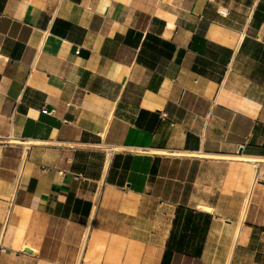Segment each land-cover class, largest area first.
Instances as JSON below:
<instances>
[{
    "label": "crops",
    "instance_id": "crops-1",
    "mask_svg": "<svg viewBox=\"0 0 264 264\" xmlns=\"http://www.w3.org/2000/svg\"><path fill=\"white\" fill-rule=\"evenodd\" d=\"M240 153L264 0H0V264H264Z\"/></svg>",
    "mask_w": 264,
    "mask_h": 264
},
{
    "label": "bare ground",
    "instance_id": "bare-ground-1",
    "mask_svg": "<svg viewBox=\"0 0 264 264\" xmlns=\"http://www.w3.org/2000/svg\"><path fill=\"white\" fill-rule=\"evenodd\" d=\"M172 154V153H171ZM175 155H181V154H183V153H180V152H177V153H174ZM187 154L188 155H191V156H194V155H197L196 153H189V152H187ZM200 154V153H199ZM173 155V154H172ZM186 155V154H185ZM187 155V156H188ZM201 155V154H200ZM238 157H240V158H238ZM238 157H236V158H238V159H243V160H247V161H252V162H255V163H259L260 161L262 162V161H264V159L263 160H260V159H258V158H256V157H253V156H247V155H243V154H239V156ZM227 158V157H226ZM257 170V169H256ZM257 176H258V172L257 171H255V173L253 174V180H252V182H251V188L249 189V191H248V195H247V199H246V202H245V210H246V208H247V205H248V201H249V198H250V194H251V191H252V187H253V185H254V182L256 181V179H257ZM244 210V211H245ZM244 213V212H243ZM242 216V215H241ZM244 217V216H243Z\"/></svg>",
    "mask_w": 264,
    "mask_h": 264
},
{
    "label": "rangeland",
    "instance_id": "rangeland-1",
    "mask_svg": "<svg viewBox=\"0 0 264 264\" xmlns=\"http://www.w3.org/2000/svg\"><path fill=\"white\" fill-rule=\"evenodd\" d=\"M252 162V161H251ZM261 162V161H260ZM259 162V163H260ZM255 163V162H254ZM257 164V163H256ZM257 169H259V172H258V179L260 180L261 179H264V161H262L261 165L257 166ZM253 180V178H252Z\"/></svg>",
    "mask_w": 264,
    "mask_h": 264
}]
</instances>
